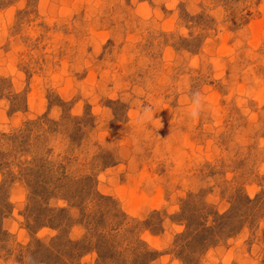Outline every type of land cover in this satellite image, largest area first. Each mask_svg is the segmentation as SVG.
I'll return each mask as SVG.
<instances>
[{"label": "rangeland", "instance_id": "374dc122", "mask_svg": "<svg viewBox=\"0 0 264 264\" xmlns=\"http://www.w3.org/2000/svg\"><path fill=\"white\" fill-rule=\"evenodd\" d=\"M0 213V264H264V0H0Z\"/></svg>", "mask_w": 264, "mask_h": 264}, {"label": "clouds", "instance_id": "9594fccd", "mask_svg": "<svg viewBox=\"0 0 264 264\" xmlns=\"http://www.w3.org/2000/svg\"><path fill=\"white\" fill-rule=\"evenodd\" d=\"M190 105L187 109V116L189 119L195 121L200 118L202 112L205 109L206 101L199 90H194L190 94ZM152 109L148 106H144L143 113L137 118L138 123H143L145 119H152Z\"/></svg>", "mask_w": 264, "mask_h": 264}, {"label": "trees", "instance_id": "16d2710c", "mask_svg": "<svg viewBox=\"0 0 264 264\" xmlns=\"http://www.w3.org/2000/svg\"><path fill=\"white\" fill-rule=\"evenodd\" d=\"M0 215H1V213H0ZM224 216V215H223ZM219 217H220V215H219ZM222 226V225H221ZM214 228V226H211V225H208V226H205V230L207 231V230H212ZM198 231V230H197ZM200 236V235H199ZM198 237V236H197ZM45 253H48V252H45Z\"/></svg>", "mask_w": 264, "mask_h": 264}]
</instances>
